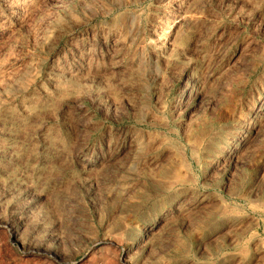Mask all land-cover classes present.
Listing matches in <instances>:
<instances>
[{
	"label": "rangeland",
	"instance_id": "374dc122",
	"mask_svg": "<svg viewBox=\"0 0 264 264\" xmlns=\"http://www.w3.org/2000/svg\"><path fill=\"white\" fill-rule=\"evenodd\" d=\"M0 264H264V0H0Z\"/></svg>",
	"mask_w": 264,
	"mask_h": 264
}]
</instances>
